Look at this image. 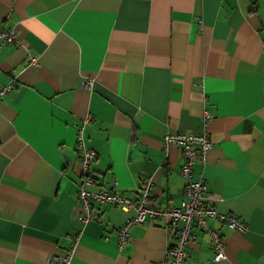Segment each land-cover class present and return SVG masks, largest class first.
<instances>
[{
  "label": "crops",
  "instance_id": "1",
  "mask_svg": "<svg viewBox=\"0 0 264 264\" xmlns=\"http://www.w3.org/2000/svg\"><path fill=\"white\" fill-rule=\"evenodd\" d=\"M0 264H153L175 242L166 222L122 203L93 205L85 220L80 187L148 203L187 196L185 161L169 133L207 131L197 160L220 211L212 219L227 258L198 226L183 264H264V0H0ZM206 112L212 118L206 121ZM84 145L96 151L87 170ZM117 180V185L114 181Z\"/></svg>",
  "mask_w": 264,
  "mask_h": 264
},
{
  "label": "built area",
  "instance_id": "2",
  "mask_svg": "<svg viewBox=\"0 0 264 264\" xmlns=\"http://www.w3.org/2000/svg\"><path fill=\"white\" fill-rule=\"evenodd\" d=\"M16 33L0 28V39L14 41ZM14 86L13 82L0 87V100L4 99ZM206 121L212 118L210 112H206ZM83 130H80V142L82 150V160L88 170L90 164L96 159V151L86 148L84 145ZM166 146H179L185 161L181 172L187 178L186 186L187 198L179 205L163 209L157 205L148 203V197L152 193L153 180L150 178L142 188V200L135 201L131 197L119 194L117 191H91L87 185L94 181L93 175L88 174L80 187V197L84 208L87 210L85 220L97 219L93 212V205L98 202L122 203L135 209L133 214L119 230L120 248H124L130 237L129 228L132 224L143 222L147 218L161 219L169 225L170 234L175 242L170 244L166 255L155 264H183L187 260L189 253L188 243L193 239V229L198 226L210 232L214 238V259L221 261L227 258V246L223 235L216 230L210 220H220L227 223L231 228L245 231L247 223L234 212H224L218 209L212 201L215 195L208 193V186L202 174L195 177L194 166L197 160L205 161L208 151L212 148L213 142L210 140L208 132L205 130L199 134L169 133L166 135ZM117 185V180L114 181ZM74 245L60 256L61 264H70L74 252Z\"/></svg>",
  "mask_w": 264,
  "mask_h": 264
},
{
  "label": "bare ground",
  "instance_id": "3",
  "mask_svg": "<svg viewBox=\"0 0 264 264\" xmlns=\"http://www.w3.org/2000/svg\"><path fill=\"white\" fill-rule=\"evenodd\" d=\"M194 168H195V166H194ZM182 175H183V174H182ZM183 176H184V175H183ZM184 177H185V176H184ZM185 178H186V177H185ZM186 179H187V178H186ZM187 183H188V180H187ZM186 186H187V184H186ZM185 192H186V187H185ZM186 196H187V193H186ZM186 198H187V197H186ZM186 198H185V199H186ZM151 204H152V203H151ZM153 205H157V206L161 207V206L158 205V204H153ZM161 208H163V209H167V208H170V207H167V208L161 207ZM158 220H161V219H158ZM161 221H162V220H161ZM134 224H135V223H134ZM132 225H133V224H132ZM130 227H131V226H130ZM129 229H130V228H129ZM129 232H130V230H129ZM129 241H130V237H129ZM128 243H129V242H128ZM127 245H128V244H127ZM127 245H126V246H127ZM126 246H125V247H126ZM125 247H124V248H125ZM121 249H123V248H121ZM153 264H155V262H154Z\"/></svg>",
  "mask_w": 264,
  "mask_h": 264
}]
</instances>
